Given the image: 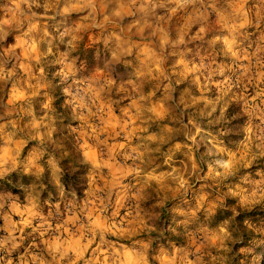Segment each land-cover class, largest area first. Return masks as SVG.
<instances>
[{
	"label": "clouds",
	"instance_id": "obj_1",
	"mask_svg": "<svg viewBox=\"0 0 264 264\" xmlns=\"http://www.w3.org/2000/svg\"><path fill=\"white\" fill-rule=\"evenodd\" d=\"M0 264H264V0H0Z\"/></svg>",
	"mask_w": 264,
	"mask_h": 264
}]
</instances>
